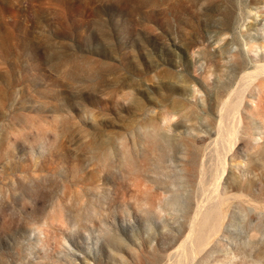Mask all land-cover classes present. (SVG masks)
<instances>
[{"label": "rangeland", "instance_id": "1", "mask_svg": "<svg viewBox=\"0 0 264 264\" xmlns=\"http://www.w3.org/2000/svg\"><path fill=\"white\" fill-rule=\"evenodd\" d=\"M0 264H264V0H0Z\"/></svg>", "mask_w": 264, "mask_h": 264}, {"label": "bare ground", "instance_id": "2", "mask_svg": "<svg viewBox=\"0 0 264 264\" xmlns=\"http://www.w3.org/2000/svg\"><path fill=\"white\" fill-rule=\"evenodd\" d=\"M237 109H238V107H237ZM234 134H235V132H234Z\"/></svg>", "mask_w": 264, "mask_h": 264}]
</instances>
